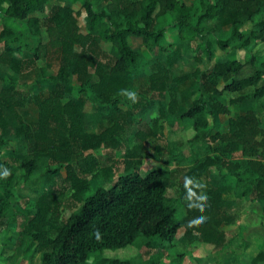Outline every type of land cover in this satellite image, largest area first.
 I'll return each mask as SVG.
<instances>
[{
	"label": "trees",
	"instance_id": "1",
	"mask_svg": "<svg viewBox=\"0 0 264 264\" xmlns=\"http://www.w3.org/2000/svg\"><path fill=\"white\" fill-rule=\"evenodd\" d=\"M0 19V65L18 76L43 62L58 65L41 82L0 76V223L13 207L22 208L13 187L17 175L23 171L20 177L30 182L46 161L38 178L42 190L23 208L26 247L39 246L42 264H89L98 252L135 244L159 249L182 228L217 252L237 242L228 233L240 216L226 197L264 209V56L256 49L264 44V0H0ZM187 42L195 45L199 62L206 56V67L174 76ZM89 58L97 62L93 71ZM171 84L195 93L187 108L174 92L162 105ZM155 100L161 121L195 134L190 155L189 149L174 154L156 146L153 157L166 158V166L143 175L138 156L158 135L143 129L140 116ZM87 104L101 118L98 132L86 130L92 123ZM28 107L37 109V121L22 117ZM131 138L141 143L126 151L125 174L87 195L88 177L112 175L106 163L113 155L105 162L95 152L119 154ZM19 140L28 153L12 158L7 149ZM63 173L79 204L68 217L56 183ZM211 175L215 183L206 180ZM180 207L182 221L176 217ZM93 264L134 262L105 258ZM250 264H264V252Z\"/></svg>",
	"mask_w": 264,
	"mask_h": 264
},
{
	"label": "rangeland",
	"instance_id": "2",
	"mask_svg": "<svg viewBox=\"0 0 264 264\" xmlns=\"http://www.w3.org/2000/svg\"><path fill=\"white\" fill-rule=\"evenodd\" d=\"M72 4V3H71ZM74 7L79 10V3H76ZM86 14L80 16V24L82 29L86 30ZM0 19V27H1ZM172 42L176 43L178 41L176 34L169 35ZM215 48V47H214ZM196 47L194 44L187 42L182 45V58L179 65L174 71V76L181 75L194 70L196 67L205 69L206 67V56H202V62L198 61L194 56L193 52ZM260 51L261 55L264 56V44H259L256 47ZM1 50V46H0ZM147 57L151 58V55L147 53ZM222 51L216 50V57H221ZM158 58L162 59V56L156 51L155 54ZM153 55V56H154ZM155 58V57H153ZM238 59L243 60V53L238 54ZM90 64L91 71L96 67V60H88ZM58 71L57 63H40L38 68L30 71L26 75H16L8 67L0 65V76L2 77H13L17 80L24 82L40 81L45 78L44 74L47 76H53ZM44 91L47 89V85L43 87ZM35 93L41 92L40 90L34 91ZM175 93L177 99L180 100V107L187 108L192 100L195 98V93L191 90L175 87L170 85V90L165 100L162 103L163 106H168L170 101V94ZM157 103L147 115L140 116L141 124L144 126V130L150 129L157 132L158 138L149 139L148 142L143 144V153L138 156L141 159V172L143 175L148 174L151 170L156 168H164L166 165L164 163L166 158L153 157L158 146L159 148L167 147L170 148L172 153L177 154L181 150L189 149V140L194 136V131L192 128L187 126L176 125L171 126L164 120L159 119V108L160 103ZM237 113V109L233 110ZM86 112L91 120V125L86 128L89 132H98L103 127L101 124V118L98 113L95 112V108L91 104L86 105ZM38 111L34 107H28L21 110V115L26 122L37 121ZM155 121H158L157 126H155ZM130 141V140H129ZM125 143L124 149L119 153H112L109 155V151L104 149L95 152L97 158L101 161L106 162V158L113 155L111 161L106 163V166L111 169L112 175L106 177L104 174L102 178H94L92 175L89 178L92 185L91 190L87 192V195L93 194L96 189L103 185L108 187L114 181H116L120 176L125 174V166L122 163L125 160V153L128 149H133L134 146L140 144L139 140L131 138L130 142ZM12 146L7 149V153L12 158H19L28 153V145L24 140H19L13 142ZM190 153L189 151L186 154ZM190 155V154H189ZM187 155V156H189ZM46 161H43L40 165L39 170L31 176L30 182H25V180L20 177V174H24L23 171L16 177V182L14 184V189L16 190L17 199L20 200L22 208H12L10 210L9 216L0 223V262L3 264H42L41 263V252L39 251V246L36 244L31 249H27L26 233L27 227L23 226L24 216L27 214L23 208L26 206L28 200H34L38 197L37 190H42V183L38 179L40 174L44 171V165ZM186 162L182 163L181 166H187ZM168 169V167H167ZM170 171L176 170V165H171L169 167ZM65 173L63 177H58L56 183L60 192L65 195L60 199L61 202V212L63 216L68 217L71 213L79 207V204L72 199L73 189L71 184L64 182ZM207 181H214V176L206 178ZM205 183V181H204ZM169 187H176V183L169 181ZM24 197V199L22 198ZM233 197H226L225 201L232 205L234 208L236 206V212H239V222L233 228H229L228 238L232 239V236H236L237 242L230 244L225 250L217 252L214 246L207 243L199 242L198 235H188L184 228L180 229L176 239L173 242H164L159 249H149L147 247H139L137 244L128 246L123 249L118 250H104L98 252L92 256L89 264H93L95 259H120V260H133L134 264H250L253 255L259 254V252H264V209L260 203L255 202L250 204L246 201L234 202ZM177 220L182 221L185 217L184 207H180L177 212ZM233 239V240H236ZM246 242H249L248 249L245 251L244 246ZM180 254H184V259L177 258ZM235 255H240L241 260H234ZM234 260V261H233Z\"/></svg>",
	"mask_w": 264,
	"mask_h": 264
},
{
	"label": "crops",
	"instance_id": "3",
	"mask_svg": "<svg viewBox=\"0 0 264 264\" xmlns=\"http://www.w3.org/2000/svg\"><path fill=\"white\" fill-rule=\"evenodd\" d=\"M250 246H251V244L249 243V242H247ZM260 253V252H259ZM257 255V254H256ZM256 255H253V256H256Z\"/></svg>",
	"mask_w": 264,
	"mask_h": 264
}]
</instances>
